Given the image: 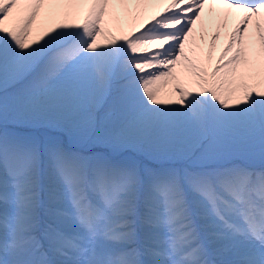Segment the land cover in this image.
<instances>
[{"label":"snow or ice","instance_id":"snow-or-ice-1","mask_svg":"<svg viewBox=\"0 0 264 264\" xmlns=\"http://www.w3.org/2000/svg\"><path fill=\"white\" fill-rule=\"evenodd\" d=\"M0 264H264V0H0Z\"/></svg>","mask_w":264,"mask_h":264},{"label":"bare ground","instance_id":"bare-ground-1","mask_svg":"<svg viewBox=\"0 0 264 264\" xmlns=\"http://www.w3.org/2000/svg\"><path fill=\"white\" fill-rule=\"evenodd\" d=\"M225 33L224 32H221V39H220V41L217 43V48H216V55H218L219 54V52H220V49L223 47V44H224V42H225ZM205 48H206V45H205ZM171 85H169V87H168V93L170 94V95H173L174 96V93H172L171 92Z\"/></svg>","mask_w":264,"mask_h":264},{"label":"rangeland","instance_id":"rangeland-1","mask_svg":"<svg viewBox=\"0 0 264 264\" xmlns=\"http://www.w3.org/2000/svg\"><path fill=\"white\" fill-rule=\"evenodd\" d=\"M216 51H215V53L213 54L214 56H216ZM99 148H101V147H98L97 149H99ZM103 149V148H102ZM156 162H158V161H156ZM162 163H166V162H162ZM173 163H177V161H174ZM178 163H182V162H180V161H178Z\"/></svg>","mask_w":264,"mask_h":264}]
</instances>
